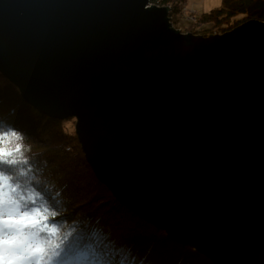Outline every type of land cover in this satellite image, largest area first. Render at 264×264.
I'll list each match as a JSON object with an SVG mask.
<instances>
[{"label":"water","instance_id":"water-1","mask_svg":"<svg viewBox=\"0 0 264 264\" xmlns=\"http://www.w3.org/2000/svg\"><path fill=\"white\" fill-rule=\"evenodd\" d=\"M152 0H0V73L134 215L264 264V22L182 34Z\"/></svg>","mask_w":264,"mask_h":264},{"label":"trees","instance_id":"trees-1","mask_svg":"<svg viewBox=\"0 0 264 264\" xmlns=\"http://www.w3.org/2000/svg\"><path fill=\"white\" fill-rule=\"evenodd\" d=\"M175 1L154 0L161 6ZM240 15L264 22V0H223L209 18L225 33ZM67 124L41 115L0 73V131L19 132L23 145L15 163H0L11 201L0 206V216L19 204L17 215L27 212L55 229V234L39 232L40 238L59 245L48 249L51 259L42 264H213L123 207L97 180ZM17 140L0 138V149L11 151ZM38 228L25 227L24 232Z\"/></svg>","mask_w":264,"mask_h":264},{"label":"snow or ice","instance_id":"snow-or-ice-1","mask_svg":"<svg viewBox=\"0 0 264 264\" xmlns=\"http://www.w3.org/2000/svg\"><path fill=\"white\" fill-rule=\"evenodd\" d=\"M3 159H0V163ZM3 186L0 185V191ZM11 201L0 200L3 203ZM12 212H20L17 204ZM34 233H25V227H37ZM48 231L55 234V229L44 227L35 216L27 212L23 215L0 216V264H42L49 256V248L59 247L53 245L51 241L39 237V232ZM58 255V253H56Z\"/></svg>","mask_w":264,"mask_h":264},{"label":"rangeland","instance_id":"rangeland-1","mask_svg":"<svg viewBox=\"0 0 264 264\" xmlns=\"http://www.w3.org/2000/svg\"><path fill=\"white\" fill-rule=\"evenodd\" d=\"M173 4L174 5L172 6V8H169V17L174 27L179 30L182 34H194V32H198V34L195 33L194 35H202L205 37L210 35L224 34L220 26L217 24L213 26L214 23L209 18V14L211 12L222 7L223 0H178L175 1ZM151 5L157 7H164L154 2V0L151 1L147 8L151 7ZM168 5L171 6V3ZM245 22V16L240 15L233 19V21H231L228 26L231 28L233 27V29H235L236 27L242 25ZM67 120L68 128L76 134V118H70ZM0 185L3 186L2 191H0V200H7V197L9 196V186L7 182L2 180L1 178ZM13 208L14 207H12L10 210H12ZM4 209L6 211V208ZM4 215H17V212H5Z\"/></svg>","mask_w":264,"mask_h":264},{"label":"clouds","instance_id":"clouds-1","mask_svg":"<svg viewBox=\"0 0 264 264\" xmlns=\"http://www.w3.org/2000/svg\"><path fill=\"white\" fill-rule=\"evenodd\" d=\"M4 136H14L17 137V143L12 146V150L9 151L7 149H0V159H3V161H7L9 163H15L20 157L18 156V153L21 151L23 145H22V135L12 129H9L7 132L0 131V138Z\"/></svg>","mask_w":264,"mask_h":264},{"label":"bare ground","instance_id":"bare-ground-1","mask_svg":"<svg viewBox=\"0 0 264 264\" xmlns=\"http://www.w3.org/2000/svg\"><path fill=\"white\" fill-rule=\"evenodd\" d=\"M174 4L173 3H171V6H169L168 4L167 5H164V7H168V8H172V6H173ZM169 13H170V11H169ZM169 15L170 14H168V17H169ZM170 18V17H169ZM170 23L172 24V22H171V20H170ZM172 26L174 27V25L172 24ZM175 28V27H174ZM176 29V28H175ZM12 84V83H11ZM16 87V86H15ZM17 88V87H16ZM18 89V88H17ZM19 90V89H18ZM20 92V91H19ZM22 97V96H21ZM22 99H23V97H22ZM24 100V99H23ZM26 103H27V101L26 100H24ZM28 104V103H27ZM31 106V105H30ZM32 107V106H31ZM34 108V107H33ZM35 109V108H34ZM36 110V109H35ZM37 111V110H36ZM39 112V111H38ZM40 113V112H39ZM41 114V113H40ZM41 115H43V116H46V115H44V114H41ZM47 117V116H46ZM49 118V117H48ZM52 119V118H51ZM63 121V120H62Z\"/></svg>","mask_w":264,"mask_h":264}]
</instances>
